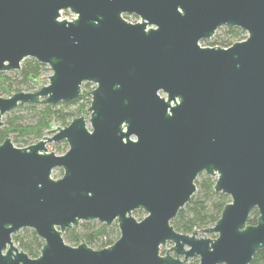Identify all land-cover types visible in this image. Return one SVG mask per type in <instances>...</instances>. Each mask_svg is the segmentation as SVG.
<instances>
[{
    "label": "water",
    "instance_id": "1",
    "mask_svg": "<svg viewBox=\"0 0 264 264\" xmlns=\"http://www.w3.org/2000/svg\"><path fill=\"white\" fill-rule=\"evenodd\" d=\"M220 26L246 37L201 45ZM28 57L52 71L48 83L0 95V126L18 104L95 87L87 120L0 143V264H250L264 248V0H0V72ZM61 140L64 153L47 150ZM201 173L230 197L199 229L215 237L171 224ZM82 221L116 222L119 236L100 249L65 242ZM24 228L43 240L37 257L13 242Z\"/></svg>",
    "mask_w": 264,
    "mask_h": 264
},
{
    "label": "trees",
    "instance_id": "2",
    "mask_svg": "<svg viewBox=\"0 0 264 264\" xmlns=\"http://www.w3.org/2000/svg\"><path fill=\"white\" fill-rule=\"evenodd\" d=\"M224 34L218 41H215L222 47L231 45L235 42L234 40L239 41L245 38V32L233 26H224ZM215 43L211 44L214 45ZM43 67L44 65L36 59L28 57L22 61L21 67L12 75L0 72V94L6 92L11 95V91L19 90L20 85L23 84L32 87L33 82L38 80ZM87 95V92H82L76 99L69 102H60L62 104L60 108L42 101L19 104L3 118V125L0 126V143L6 137H11L15 143L21 142V146L30 145L34 140L43 136V132L50 128L52 120L65 122L67 117H72L75 114L74 111L64 110L69 105L78 104L76 112L81 113L90 104L91 98ZM21 107H25L36 115L34 123L25 124L21 122L22 115L17 112ZM66 148V141L57 144V149L62 153ZM214 183V177L204 173L199 174L195 180L196 190L191 200L171 220V224L177 231L191 233L194 230L209 227L218 220L223 206L230 201V198L227 194L215 192ZM134 213L141 215L142 210L137 209ZM257 215L256 209L251 211L248 223L254 224ZM118 236L119 230L116 223L106 225L98 221H82L79 225L66 229L63 233L65 242L70 245L85 242L96 249L112 244ZM12 239L30 257H37L43 245V240L37 237L35 232L29 228H24L22 231L13 234ZM250 264H264V248L256 252Z\"/></svg>",
    "mask_w": 264,
    "mask_h": 264
},
{
    "label": "rangeland",
    "instance_id": "3",
    "mask_svg": "<svg viewBox=\"0 0 264 264\" xmlns=\"http://www.w3.org/2000/svg\"><path fill=\"white\" fill-rule=\"evenodd\" d=\"M64 12H68V13H64ZM74 15L72 14V12H70L69 10H62L61 11V15H60V18L59 19H67L69 20L70 18H72ZM124 18L130 22H136L139 20V18L134 15V14H127V15H124ZM225 34H224V26H220L214 33V35L209 38V39H206L204 42L201 41V45H204V46H221L218 42L215 43V41H218L221 37H223ZM245 37H246V33H245ZM236 41V40H234ZM211 43H215L214 45H212ZM232 43V42H231ZM224 47V46H223ZM17 70H11V71H5L3 73H6L8 75H12V73H15ZM52 73L51 70H42L41 74L40 75H43V76H46L45 78H41L39 77L38 80L36 82H33L34 84L32 85V87H29V86H26V84H23V85H20V88L19 90H14V91H11V93H14V92H17V91H26V92H33V91H36L38 90L41 86L45 85L48 83V76ZM95 87V84L94 83H91V82H83L82 83V86H81V90L82 92H87L88 95L90 98H91V95H90V92L88 91H91L93 88ZM1 96L3 97H8L10 96L8 93L6 92H3L0 94ZM19 105V104H18ZM17 105V106H18ZM56 105V108H60L62 107V104L61 103H58V104H55ZM89 106V105H88ZM88 106H86L84 108V110L80 113L76 112V109L78 107V104H72V105H69L68 107H66V109H64L65 111H74L75 114L72 116V117H67L65 122H61V121H58L56 119L52 120L51 122V126L49 129L45 130V131H48L46 136L48 137H51L54 132L52 131V129H55L57 126L59 127H63L65 125H67L72 118L74 117H77V116H80V115H83L85 117V119L87 120L89 118V113L87 112V108ZM18 113H20L22 115V120L21 122L22 123H25V124H32L35 122L36 120V115L33 114L32 111L26 109L25 107H21L18 109L17 111ZM8 113V112H7ZM7 113L3 116V118L6 117ZM87 126L89 127V122L87 121ZM44 134V133H43ZM11 138V137H10ZM40 139V138H39ZM39 139H36L34 140L32 143H35L36 141H38ZM12 140V138H11ZM64 140H61V141H57V142H50V143H47L46 144V147H47V150L48 151H53L55 154H62V152H60L58 149H57V144L59 142H62ZM13 142V140H12ZM30 143V144H32ZM13 144L17 147H24V146H21V142H18V143H15L13 142ZM68 148V146H67ZM66 148V150H67ZM65 150V151H66ZM64 151V152H65ZM63 152V153H64ZM62 175V169L61 168H54L52 170V173H51V176L53 178H59L60 176ZM215 178V177H214ZM230 198V197H229ZM145 215V213L142 211V214L141 215H138L137 213H134L133 212V216L137 219H140V217L142 218L143 216ZM116 223V222H113V224ZM212 226V225H211ZM198 230V236H206V237H215V234L213 233H203L202 231H200L199 229ZM22 231V229L20 230ZM19 232V231H18ZM214 235V236H212ZM116 240V239H115ZM14 244L18 247L17 243L15 241H13ZM90 247L96 249L95 247L89 245ZM171 246V243H167L166 247L164 248H161V251L160 253L161 254H165L166 250L168 248H170ZM171 254H173L172 252H170ZM189 264H198V257H193V258H190L189 259Z\"/></svg>",
    "mask_w": 264,
    "mask_h": 264
},
{
    "label": "built area",
    "instance_id": "4",
    "mask_svg": "<svg viewBox=\"0 0 264 264\" xmlns=\"http://www.w3.org/2000/svg\"><path fill=\"white\" fill-rule=\"evenodd\" d=\"M73 14V13H72ZM74 15V14H73ZM75 17V15L72 17V18H74ZM69 20H71V18L69 19Z\"/></svg>",
    "mask_w": 264,
    "mask_h": 264
}]
</instances>
